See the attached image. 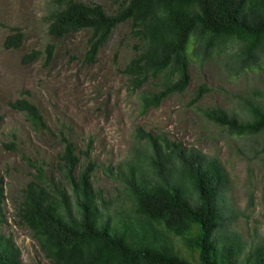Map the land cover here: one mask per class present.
I'll return each instance as SVG.
<instances>
[{"label": "trees", "instance_id": "1", "mask_svg": "<svg viewBox=\"0 0 264 264\" xmlns=\"http://www.w3.org/2000/svg\"><path fill=\"white\" fill-rule=\"evenodd\" d=\"M48 19L55 39L90 31V63L115 29L130 22L139 52L126 70L136 88L159 82L158 91L143 97L144 109L186 91L200 62L217 61L236 80L264 73V0H123L113 13L98 3L56 0ZM23 40L15 33L5 46L20 48ZM54 52L49 45L48 57ZM207 90L200 88L195 100ZM13 107L34 129L48 130L34 102L19 99ZM203 115L234 138H261L264 154V95H240L230 112L212 107ZM138 138L144 151L136 149L116 171L122 190L116 205L95 187L90 148L79 170L77 146L65 134L60 176L49 177L45 166L28 160L35 171L18 212L44 255L53 264H264V246L244 253L226 202L231 178L222 161L167 134L139 129ZM5 199L0 180V264H23L19 247L1 232Z\"/></svg>", "mask_w": 264, "mask_h": 264}, {"label": "rangeland", "instance_id": "2", "mask_svg": "<svg viewBox=\"0 0 264 264\" xmlns=\"http://www.w3.org/2000/svg\"><path fill=\"white\" fill-rule=\"evenodd\" d=\"M98 3L113 13L123 0H82ZM56 0H0V180L5 189L1 232L21 250L23 264H53L21 221L19 208L34 168L60 176L65 134L77 146L81 170L90 148L97 169L95 187L118 204L122 197L116 171L127 164L143 129L167 134L188 149L219 158L230 174L226 196L235 230L245 241V252L264 246V154L262 139H237L222 126L204 118L206 108L230 112L240 95L263 98L264 73L233 79L217 61L200 62L191 68V82L183 93L170 95L158 107L143 108L144 96L159 90L148 80L140 88L126 68L138 56L137 38L130 22L119 25L95 62L86 60L90 31L55 39L49 32V13ZM23 33L20 48L5 46L8 36ZM55 46L53 57L47 48ZM35 51L43 54L29 62ZM207 88L195 100L200 88ZM19 99L37 104L48 130L32 127L24 112L13 107ZM253 144L256 148H254ZM77 170V172L79 171Z\"/></svg>", "mask_w": 264, "mask_h": 264}]
</instances>
